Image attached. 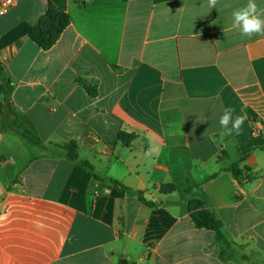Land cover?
<instances>
[{
	"label": "crops",
	"instance_id": "crops-1",
	"mask_svg": "<svg viewBox=\"0 0 264 264\" xmlns=\"http://www.w3.org/2000/svg\"><path fill=\"white\" fill-rule=\"evenodd\" d=\"M246 4L19 0L0 19L9 101L44 147L0 129V264H264V36L232 27ZM49 6L69 25L42 51L28 35ZM227 107L248 113L239 136L221 134ZM193 200L236 253L194 227Z\"/></svg>",
	"mask_w": 264,
	"mask_h": 264
},
{
	"label": "trees",
	"instance_id": "trees-1",
	"mask_svg": "<svg viewBox=\"0 0 264 264\" xmlns=\"http://www.w3.org/2000/svg\"><path fill=\"white\" fill-rule=\"evenodd\" d=\"M129 1V0H119ZM163 0H155L159 2ZM69 25V17L65 13L57 12L53 7L49 6L44 15L37 21L32 27L28 37L29 39L42 51H48L57 42L59 37L65 28ZM0 80H1V91H0V129L5 130L14 135L22 136L27 139L40 150L44 149L42 141L34 134L33 126L28 120L20 116L13 108L9 101V95L12 90V83L10 80H6L3 76L2 69L0 66ZM78 83L82 84L87 92L95 96L96 89L92 84L85 80H77ZM119 139L123 143H129L130 137L127 134L120 133ZM66 157L71 161H76V155L74 153V146L72 144L67 145ZM79 165L92 171L91 166L85 162H79ZM232 175L239 180L240 172L238 171V165L235 164L228 169ZM214 177V176H213ZM208 178L206 181L212 179ZM138 199L142 204L147 206H154L152 202L145 200L141 192L138 193ZM190 219L192 224L197 229H205L214 233V239L217 243H220L229 252V255L236 253L235 244L229 240L222 223L213 214L210 209L203 208V203L198 200H193L189 204ZM220 257L223 259L222 254Z\"/></svg>",
	"mask_w": 264,
	"mask_h": 264
},
{
	"label": "clouds",
	"instance_id": "clouds-1",
	"mask_svg": "<svg viewBox=\"0 0 264 264\" xmlns=\"http://www.w3.org/2000/svg\"><path fill=\"white\" fill-rule=\"evenodd\" d=\"M220 0H208V8L217 9ZM232 27L239 30L243 37L252 38L255 35L264 36V5L257 0H247V4L232 12ZM235 109L227 107L219 119L223 136H239L242 134L244 122L248 113L241 109V114L235 115ZM231 125V127H229ZM159 147L150 148V153L159 154Z\"/></svg>",
	"mask_w": 264,
	"mask_h": 264
},
{
	"label": "built area",
	"instance_id": "built-area-1",
	"mask_svg": "<svg viewBox=\"0 0 264 264\" xmlns=\"http://www.w3.org/2000/svg\"><path fill=\"white\" fill-rule=\"evenodd\" d=\"M19 0H0V19L5 16Z\"/></svg>",
	"mask_w": 264,
	"mask_h": 264
},
{
	"label": "water",
	"instance_id": "water-1",
	"mask_svg": "<svg viewBox=\"0 0 264 264\" xmlns=\"http://www.w3.org/2000/svg\"><path fill=\"white\" fill-rule=\"evenodd\" d=\"M0 91H1V80H0ZM123 264V262H121Z\"/></svg>",
	"mask_w": 264,
	"mask_h": 264
}]
</instances>
